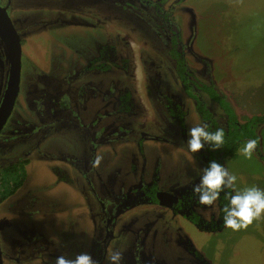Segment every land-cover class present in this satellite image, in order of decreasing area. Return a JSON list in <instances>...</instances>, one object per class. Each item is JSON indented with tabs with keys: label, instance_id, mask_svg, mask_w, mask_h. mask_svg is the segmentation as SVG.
Listing matches in <instances>:
<instances>
[{
	"label": "rangeland",
	"instance_id": "rangeland-1",
	"mask_svg": "<svg viewBox=\"0 0 264 264\" xmlns=\"http://www.w3.org/2000/svg\"><path fill=\"white\" fill-rule=\"evenodd\" d=\"M65 1L69 7L66 12L47 9L45 0H15L14 10L10 12L15 28L19 32V28H22L28 35L22 44V92L0 134V163L8 161L11 155L21 158L28 151L30 163L26 170L25 185L9 201L0 204L1 247L5 254H12L14 248L17 249L25 241L20 230H24L25 221H30L34 231L44 233L46 239H53V244L47 245L52 253L50 264H55L58 256L74 258L80 253L90 254L96 264H108L107 257L112 251L121 252V264H133L137 244L134 234L137 233L140 234L139 239L146 236L147 247L153 251L150 255L161 264H184V254L175 237L172 241L160 229V224L155 219L151 220L158 213L157 208L151 212L147 207L133 208L129 216H125L114 229L113 238L105 241L103 214L94 196L95 190L104 196L100 174L112 168L114 163L116 166L120 164L122 173L118 179L125 184V190L129 187L126 182L134 176L130 171L127 172L128 167L121 161V156L106 155L104 151L110 153L112 150L97 145L104 141L99 135L93 138L94 129H102L97 120L93 123L98 124L92 125L89 116L85 126L81 123L82 117L73 110V119L64 125L57 114L56 123H59L55 125L56 128L47 124L32 132L33 135L37 134L35 138L17 141L16 137L20 134L30 136L24 135L28 119L33 116L40 123L37 101L27 94L32 87L33 74L48 75V81L53 82L62 77L69 56L77 55L74 59L79 66L85 59L97 55L98 47L110 35L124 36L133 28L127 21L124 24L123 15L112 3L115 0ZM108 3L109 7H103V4ZM77 4H81V7ZM91 6L96 13L90 11ZM190 7L195 13L189 12ZM180 8L184 13L179 12L178 18L186 23L182 26L183 41L189 46L188 59L198 79L202 84L214 85L226 94L241 123L264 115V0H187L183 1ZM110 11L117 13L120 19ZM127 15L131 16V13ZM22 16L27 19L23 26L16 22ZM42 17H45L47 26L40 22ZM61 17L72 23L60 21L49 24L52 19ZM97 17L110 22V27L99 25ZM133 29L136 33L141 32L140 28L138 31L137 28ZM5 51V44L0 37V103L8 77L4 70L8 69L10 61ZM144 52L147 55L155 53L152 46L145 48ZM138 81L142 83L143 80ZM177 87L179 91L182 90L180 84ZM141 88L143 90V86ZM214 103L219 107L216 101ZM191 119L195 122L194 117ZM58 131H61L63 143L59 142ZM256 132L259 149L251 158L245 157L241 151L247 139L235 157L224 159V166L237 176L233 194L234 191L253 185L264 189V124L258 125ZM106 144H112V141ZM127 144L126 150L140 151L135 141H128ZM143 146L149 165L156 155L179 162L180 150L171 147L162 136L145 138ZM124 147L119 144L117 149ZM90 155L88 164L86 159ZM55 166L71 169L69 175L76 171L79 180H75L74 175L69 180L59 179L53 170ZM81 168L86 171L89 169L90 179H83ZM137 172H143L141 166ZM86 181H93L96 189L88 186ZM118 195H110L113 202L110 210L115 211L120 203L121 195ZM158 208L161 207L158 205ZM173 226L177 228L175 223ZM184 226L191 228L188 222H184ZM193 230L190 231V237L197 246L199 243L198 247L210 264H264V214L239 230L226 227L221 232L204 233L196 230L194 236ZM20 255L21 258L25 257L22 253ZM8 263L11 264V261ZM23 264L45 263L35 258Z\"/></svg>",
	"mask_w": 264,
	"mask_h": 264
},
{
	"label": "flooded vegetation",
	"instance_id": "flooded-vegetation-1",
	"mask_svg": "<svg viewBox=\"0 0 264 264\" xmlns=\"http://www.w3.org/2000/svg\"><path fill=\"white\" fill-rule=\"evenodd\" d=\"M183 1L187 0L113 1L112 3L117 6L116 9L123 15L124 24L127 21L133 28H137V31L140 28L141 32L136 33L135 29L129 25L131 32L125 33L124 36L110 35L106 42L103 41L98 47L97 55L85 59L79 66L74 59L77 55L69 56L66 59L62 77L53 82L48 81V75L33 74L30 83L32 87L27 91V94H31L32 98L37 101L40 123L32 116L24 128V135L30 136H21L22 134H20L16 138L18 142L19 140L24 142L27 138L33 139L37 136V134L33 135L35 129L47 124L54 125L56 128L59 123H56L57 114H59L60 122L64 125L67 124L66 121L70 123L73 119V110L75 114L82 117L81 123L85 126L88 117L91 116L92 125L96 124L97 122L93 123V121L97 120L102 127V129H94L93 138L99 135L98 137L104 139L103 144L98 143L97 145L112 150L110 153L104 151L103 153L106 155L118 154L119 157L121 156V161L128 167L127 172L130 171L134 176L126 182L129 187L125 190L123 188L125 184L118 179L122 173L120 164L116 166L114 163L112 168L100 174L103 180L104 196H100L97 190L94 191V196L96 205L103 214L102 225L106 232L105 241L113 238L114 229L117 228L120 221L126 218L125 216H129L133 208L147 207L146 209H149L150 212L153 208H157L158 213L153 215L151 220L155 219V222L160 224V229L164 234L169 235L172 241L175 237L178 247L184 254L183 263L210 264L203 256L199 243L198 247L193 242L190 231L194 229L192 232L194 236L196 230L204 233L224 230L221 198L219 197L214 206L199 204L198 195L194 193L193 189L200 183L201 170L206 168L210 162V153L207 150V144L201 152L190 153L187 150L186 140L191 127L206 125L200 107L210 112L220 127L227 128L228 126V116L225 110L218 101L210 96L206 87H213L229 104L230 102L226 94L221 93L214 85L202 84L190 65L189 46L187 47V44L184 43L182 32V26H185L186 23L185 20L181 21L178 18L179 12L184 13L180 8ZM45 2L47 9L52 8L62 12L69 10L65 0H45ZM81 4H77V6L81 7ZM0 6L5 8L10 16V12L14 10L15 0H0ZM104 6L109 7L110 3L103 4ZM190 8L189 12H194V9ZM90 11L96 13L92 6ZM110 13L117 15L120 19L117 13L111 11ZM128 13H131V16H128ZM96 20L99 25L110 27V22L100 17H97ZM24 21H27L24 16L16 20L21 26ZM44 21L45 17H42L40 22ZM60 21L72 23L61 17L52 19L49 24L53 25ZM44 23L46 26L48 25V23ZM19 29L20 32L15 28L22 45L28 34L22 28ZM139 34L142 36L140 37ZM191 39L190 37L189 40ZM149 46H152L155 51L152 55H147L144 52V49ZM5 48V53L9 56L6 44ZM8 64V69L4 70L8 77L3 98L11 72L10 61ZM138 80L143 81L140 83ZM178 84L181 85V91L177 87ZM141 86H143V90H141ZM21 92L22 80L19 94ZM37 96L38 98H36ZM213 100L218 103L219 107ZM41 108L43 110H40ZM193 117L195 122L191 119ZM62 119L63 121H61ZM58 133L59 142L63 143L60 139L61 131ZM149 136H162L166 142L172 145L171 147L180 150L179 162L169 161L165 157L156 155L149 165L143 146L145 138ZM108 141H112V144H106ZM128 141H135L140 151L136 153L130 149L126 150ZM72 143L73 141L70 142V144ZM119 144L125 145V147L118 150ZM29 153V151L23 153V156L18 159L11 155L8 161L0 163V204L15 196L25 185L27 179L26 171L23 184L11 193L15 178L9 174L4 175L3 171L18 162H27L25 164V170H27L30 163ZM91 156L86 159L88 164ZM224 159L222 158V161L218 163L224 165ZM110 163L111 161L108 165ZM140 166L143 170L142 173L137 172ZM53 170L61 180H69L73 175L75 180H79L76 171H73V175H69L71 169L55 166ZM81 171L83 179H88L89 169L86 171L85 168H81ZM86 182L88 186L96 189L93 181ZM3 185L4 187H2ZM161 191L176 197L177 201L171 205H162L158 199V193ZM115 193H119L121 197L118 195L120 203L113 211L110 210V205L113 204L110 195ZM158 205L161 208H158ZM184 222H188L191 228L185 227ZM174 223L177 227L175 229ZM31 224L30 221L24 222V230H20V235L25 241L17 249L14 248L12 254L4 253L0 240V264H9L8 261H11V264H23L35 258L44 261L45 264L51 263L52 253L48 250L47 245L53 244L51 242L53 239H46L44 233L34 231ZM139 237V233L134 234L137 244L133 253V264H161L156 257L150 255L153 251L147 247L146 236L140 239ZM150 238L151 236L148 239ZM21 253L25 255L24 258L20 257ZM55 255L53 254V256Z\"/></svg>",
	"mask_w": 264,
	"mask_h": 264
},
{
	"label": "clouds",
	"instance_id": "clouds-1",
	"mask_svg": "<svg viewBox=\"0 0 264 264\" xmlns=\"http://www.w3.org/2000/svg\"><path fill=\"white\" fill-rule=\"evenodd\" d=\"M225 131L218 128L209 131L208 126L201 124L191 127L187 133V150L196 154L201 152L205 144L212 147V150L219 149L224 144ZM258 147V139H249L241 149L242 154L251 158ZM237 176L216 161H210L208 166L201 170L200 183L193 189L198 195V202L201 205L214 206L219 199L221 192L227 188H233ZM223 225L232 230L246 228L264 214V189L257 186H249L243 190L234 191L228 199V204L222 208ZM108 264H121L122 254L119 251H112L107 257ZM55 264H96L88 253L77 254L74 258L58 256Z\"/></svg>",
	"mask_w": 264,
	"mask_h": 264
},
{
	"label": "trees",
	"instance_id": "trees-1",
	"mask_svg": "<svg viewBox=\"0 0 264 264\" xmlns=\"http://www.w3.org/2000/svg\"><path fill=\"white\" fill-rule=\"evenodd\" d=\"M205 89L214 100L218 101L221 104L222 108L225 110L228 116V126L227 128H223L225 131L224 144L216 150H212V147L207 144V150L210 153L209 161L214 160L216 162H221L222 158L235 157L239 148L243 144V141L247 139H258L257 149H259V136L256 132V128L258 125L264 124V115L255 116L251 118L248 122L241 123L230 104L225 100L222 95H220L213 87H206ZM200 111L206 125L208 126L209 131H215L218 128H222L219 126L218 122L213 117V115L208 112L205 108L200 107ZM26 163L27 162H18L12 164L5 171H3L4 175L9 174L15 178L13 190L11 191V193H13L23 184L26 176ZM2 187H4V185ZM232 194V188L224 189L221 192L220 198L222 208L228 204V199Z\"/></svg>",
	"mask_w": 264,
	"mask_h": 264
},
{
	"label": "water",
	"instance_id": "water-1",
	"mask_svg": "<svg viewBox=\"0 0 264 264\" xmlns=\"http://www.w3.org/2000/svg\"><path fill=\"white\" fill-rule=\"evenodd\" d=\"M0 37L8 47L11 72L4 98L0 105V134L7 124L20 92L22 70V45L20 38L13 26L12 20L5 8L0 6ZM162 205H171L177 198L165 192L158 193Z\"/></svg>",
	"mask_w": 264,
	"mask_h": 264
}]
</instances>
